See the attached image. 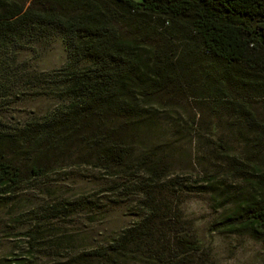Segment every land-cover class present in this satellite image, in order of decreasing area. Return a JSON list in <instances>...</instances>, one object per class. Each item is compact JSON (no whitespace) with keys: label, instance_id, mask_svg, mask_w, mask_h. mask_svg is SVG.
I'll return each mask as SVG.
<instances>
[{"label":"trees","instance_id":"obj_1","mask_svg":"<svg viewBox=\"0 0 264 264\" xmlns=\"http://www.w3.org/2000/svg\"><path fill=\"white\" fill-rule=\"evenodd\" d=\"M54 39L66 50L60 68L35 72L20 60ZM26 93L56 103L0 128V194L10 196L74 158L146 177L132 190L144 215L107 246L46 262L33 251L37 231H26V253L0 264H209L162 194L180 185L168 179L169 151L148 137L158 111L190 96L230 99L236 105L229 110L262 126L264 145V121L241 102L264 100V0H0V105ZM252 169L248 195L233 201L212 230L243 232L264 244V161ZM70 207L50 211L66 215Z\"/></svg>","mask_w":264,"mask_h":264},{"label":"rangeland","instance_id":"obj_2","mask_svg":"<svg viewBox=\"0 0 264 264\" xmlns=\"http://www.w3.org/2000/svg\"><path fill=\"white\" fill-rule=\"evenodd\" d=\"M19 58L31 71L50 72L66 62V50L60 39H54ZM241 102L264 121L263 99ZM55 103L30 93L10 98L0 105V128L8 130L48 113ZM232 104L236 105L230 99L184 96L174 102L173 110L158 111L148 140L163 143L169 151L168 179H176L180 185L165 188L162 194L182 213V220L208 252V263L264 264L262 242L243 232L212 230V224L233 201L248 195V180L256 175L253 164L262 166L264 161L262 126L240 119L229 110ZM169 144L174 146L168 148ZM133 174L107 172L73 158L10 196L0 194V262L26 253L30 241L26 231H37V249L33 251L39 261L66 259L109 245L144 215L138 208L141 195L132 190L147 179ZM55 204L71 205V212L54 216L50 207Z\"/></svg>","mask_w":264,"mask_h":264}]
</instances>
